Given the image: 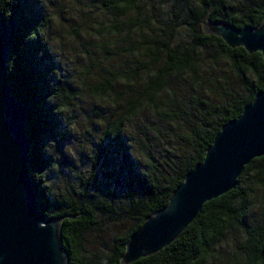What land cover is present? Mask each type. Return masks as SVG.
Instances as JSON below:
<instances>
[{"label":"trees","instance_id":"16d2710c","mask_svg":"<svg viewBox=\"0 0 264 264\" xmlns=\"http://www.w3.org/2000/svg\"><path fill=\"white\" fill-rule=\"evenodd\" d=\"M199 1L189 9L185 34L167 35L142 27L146 18L141 0L101 1L104 10L120 18L110 33L113 28L141 37L133 64L111 73V79L124 81L129 90L91 155L93 171L102 177L99 187L93 188L97 179L91 172L78 185L50 197L45 175L53 156L45 154L46 139L64 140L58 131L59 103L68 91L51 86L41 72L45 26L33 16L30 0H0L9 26L6 76L25 107L29 174L41 212L48 219L64 217L61 234L68 264H83L81 237L101 218L132 223L114 240L109 264H121L130 237L168 204L224 125L264 90L261 52L231 48L201 28L204 21L257 27L264 20V0ZM109 80L99 87L106 90ZM255 208H260L259 220L251 218ZM224 251L229 263L264 264V156L244 168L234 189L205 203L173 243L130 264H211Z\"/></svg>","mask_w":264,"mask_h":264},{"label":"water","instance_id":"95a60500","mask_svg":"<svg viewBox=\"0 0 264 264\" xmlns=\"http://www.w3.org/2000/svg\"><path fill=\"white\" fill-rule=\"evenodd\" d=\"M207 33L231 48L264 57V20L257 27L208 23ZM9 26L0 11V264H68L61 223L40 210L29 174L30 141L25 107L7 80ZM264 156V90L221 129L204 160L189 172L168 204L147 217L130 237L121 264L153 255L173 243L203 205L235 188L244 168Z\"/></svg>","mask_w":264,"mask_h":264},{"label":"rangeland","instance_id":"374dc122","mask_svg":"<svg viewBox=\"0 0 264 264\" xmlns=\"http://www.w3.org/2000/svg\"><path fill=\"white\" fill-rule=\"evenodd\" d=\"M102 0H30L31 12L44 26V43L41 72L51 86L68 91L67 98L59 103V132L57 138L46 139L45 154L53 156L52 166L45 175L46 190L50 197L78 185L92 172L97 179L93 188L99 187L101 174L93 171L91 155L106 122L115 115L116 105L127 97L125 82L111 79V73L129 68L140 43L136 32L120 33L109 27L120 20L101 7ZM146 18L142 27L164 35L171 31L185 34L190 7L199 6V0H141ZM45 8V9H44ZM201 28L207 33L208 24ZM146 30V29H145ZM143 32V31H142ZM145 33V32H143ZM139 56V54H138ZM109 80L106 90L99 87ZM96 174V175H95ZM260 208H255L251 218L259 220ZM126 220L111 221L101 218L92 230L81 237L80 255L83 264H109L114 255L115 237L131 228ZM219 262L227 260V251L218 254Z\"/></svg>","mask_w":264,"mask_h":264},{"label":"clouds","instance_id":"9594fccd","mask_svg":"<svg viewBox=\"0 0 264 264\" xmlns=\"http://www.w3.org/2000/svg\"><path fill=\"white\" fill-rule=\"evenodd\" d=\"M45 4H46V0H45ZM45 9V8H44Z\"/></svg>","mask_w":264,"mask_h":264}]
</instances>
